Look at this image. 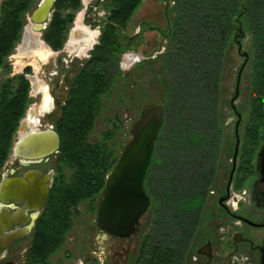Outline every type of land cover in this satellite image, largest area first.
<instances>
[{
    "label": "flooded vegetation",
    "instance_id": "obj_1",
    "mask_svg": "<svg viewBox=\"0 0 264 264\" xmlns=\"http://www.w3.org/2000/svg\"><path fill=\"white\" fill-rule=\"evenodd\" d=\"M38 2L33 6L34 9ZM170 7L172 1L165 0L163 29L151 19L141 21L138 26L139 34L144 29L163 38L166 45L163 47L164 56L167 55L170 36L168 30L172 20L168 13ZM51 18L52 11L47 19L39 23L42 28L36 30L38 24L33 22L32 13L30 15L33 30L40 32L42 43L50 50V54H59L65 46L69 48L67 39L59 50H53L42 38ZM235 20L237 22L234 24L231 41L224 50L217 84L215 86L210 83V95L213 94L211 98L215 100L213 110L199 112L196 95L192 97L194 103L191 105L192 110L189 111V106H184L182 101V97L188 96L180 95L177 97L179 104L177 103L175 112L169 115L167 108L169 95L166 87L164 103L160 105L163 108V123L159 134L163 133L160 142H156L159 134L155 140L144 182L149 206L140 217L137 230L128 236L120 237L97 228L95 219L92 220L93 230L85 233L86 250L83 248L84 245L82 250L79 249V263L74 264H264V181L258 157L264 147V140L253 151H247L246 122L243 121L244 116L242 117L236 105L241 97V85L249 60V54L242 46L247 31L245 23H239V16ZM23 26L24 24L17 43L20 41ZM24 36L27 37L25 32ZM128 38L131 47L134 38ZM37 42L31 40L29 47L34 45L38 47ZM231 44L236 48L239 63H233L234 85L227 105L230 114L227 115L224 110H219L220 87L225 58ZM94 45L89 49L87 58L80 62L73 76H70V80L67 76V85H57L59 91L50 92L49 87L36 82L35 91L40 99L33 107L30 106L32 97L29 96L28 79L24 74L10 76L7 58L15 46L11 53L2 59L0 117L5 110L16 109L15 112L23 108L24 110L11 136L8 153L0 160V183L3 179L23 178L28 172L35 171L40 174V188L45 186L47 192L42 204L39 200L29 204L27 199L20 201L0 199V238H3V241H0V264H54L52 257L65 242L68 232L73 227L78 207L83 202L67 209L63 217L59 218L71 223L65 233H63L65 225H60L58 234L63 235V241L59 247L50 253L47 251L41 253L38 250L40 237L44 235L41 228L45 225L52 227L56 218L53 216L54 207H50L56 192V184L60 185L59 190L63 187L61 183H70L73 173L62 159L57 127L68 106L73 85L81 81L78 76L90 58V51ZM74 47L78 49L77 44ZM70 52L77 53L71 50ZM36 61L38 66L43 62L37 57ZM138 65L142 66L143 63L140 62ZM134 66L131 68L132 73ZM165 66L166 64L163 70ZM61 71L64 73L67 70ZM28 72L29 68L25 70V73ZM54 76H58L56 70ZM19 77L27 82L28 87L24 103L23 99L19 98L13 105L12 100L20 88L17 79ZM171 115H175L173 130L166 133L168 117ZM82 119L80 121L84 124L85 119ZM97 119L98 113L90 125L86 138L90 144H95L89 141V137ZM135 121L130 124V130ZM20 123L23 125L21 133L17 132ZM71 130L72 126L65 127V134L69 135ZM44 132H53L57 135L58 145L52 152L36 158H23L13 154L14 146L20 145L30 134ZM172 134H175L173 143L169 141ZM0 139L1 144L6 143L8 139L6 130ZM248 163L252 166L253 173L248 168ZM66 171H70L71 174L67 176ZM99 200L100 198L93 207L95 218ZM92 232L95 233V237L94 242L90 243L89 237L92 236ZM70 260V255L66 254L65 262L70 264Z\"/></svg>",
    "mask_w": 264,
    "mask_h": 264
},
{
    "label": "trees",
    "instance_id": "obj_2",
    "mask_svg": "<svg viewBox=\"0 0 264 264\" xmlns=\"http://www.w3.org/2000/svg\"><path fill=\"white\" fill-rule=\"evenodd\" d=\"M39 0H1L0 1V65L2 59L11 53L19 40L24 15ZM82 0H55L52 18L43 31L42 38L53 50H59L67 39L68 31L76 13L82 7ZM172 16L168 30V50L164 72L167 75V108L172 113L176 110L178 96L183 105L192 110L193 96L197 95L199 112L214 109L215 100L211 97L210 83L217 84L221 71L224 50L231 41L235 18L245 23L250 36L251 53L249 54L250 92L249 117L246 124L247 151H253L264 140V0H169ZM143 0H108L107 15L100 21L98 43L90 51V58L81 70L68 98V109L57 127L60 135L62 159L72 169L71 182L56 184L52 197L55 220L53 226L41 228L44 234L38 250L41 253L54 251L63 241L58 234L60 225L65 233L70 222L59 220L67 209L87 201L93 208L100 198L106 175L118 159V151L106 145L109 133L104 141L90 144L86 141L93 119L100 114L101 98L112 87L117 76L123 72L119 68L121 56L130 49L126 36L129 23ZM19 92L12 100L13 105L26 96L27 82L19 77ZM181 88V89H180ZM191 97V98H190ZM24 105V104H23ZM23 107V106H22ZM23 109L3 111L0 119V138L6 130L8 139L1 144L0 160H3L10 147L11 136ZM84 116V117H83ZM85 119L83 124L80 120ZM82 119V120H83ZM72 126L69 135L65 127ZM161 132L157 138L160 142ZM175 142V134L170 137ZM248 168L252 166L248 163ZM60 184V183H59ZM58 217V219H57ZM60 235V236H59Z\"/></svg>",
    "mask_w": 264,
    "mask_h": 264
},
{
    "label": "rangeland",
    "instance_id": "obj_3",
    "mask_svg": "<svg viewBox=\"0 0 264 264\" xmlns=\"http://www.w3.org/2000/svg\"><path fill=\"white\" fill-rule=\"evenodd\" d=\"M81 2L82 7L76 13L67 34L69 48L65 46L59 54H50V50L42 43L40 32L38 33L33 30L30 15L34 11V8L32 7L24 15V26L20 41L15 45L12 54L7 58V62L10 67V76L24 74L28 79L30 86L29 96L32 97L30 106L32 107L40 99L35 91L36 82L49 87L50 92L59 91L57 85H67V76H73L80 62H83L87 58L91 45L98 42L100 21L107 15L108 0H82ZM164 5L165 0H143L131 19L126 36L134 39L130 49L120 59L119 66L123 75L117 76L110 90L102 96V108L89 137L91 143H96L104 141V134L109 133L110 136L106 140L108 141L106 145L117 149L118 155H120L123 146L131 137L129 134L130 124L138 118L139 111L143 107L163 105L164 103L167 75L163 70L166 55L162 54L166 45H164L163 38L158 37L155 33L144 29L141 34L138 32L139 23L147 19H151L161 28L164 27ZM79 26L84 30L86 29L87 32L95 34L91 45L84 50L82 48L75 49L74 47L77 41L82 38L81 34H83L78 29ZM24 32L26 33V38L25 36L23 37ZM31 40L32 42L38 41L39 46L34 45L33 47H29ZM242 46L245 52L251 53L250 36L247 35ZM69 49L77 53H71ZM227 52L221 77L219 110H224L229 115L230 112L227 109V105L234 85L233 63H239V60L234 45L231 44ZM36 57L43 61L39 66ZM58 61L62 65L57 63ZM140 62L143 63L142 66L138 65ZM71 64L74 66H70ZM133 66L135 69L133 68L134 72L132 73L131 68ZM27 68H29V72L25 73ZM63 69L67 71L61 73ZM55 70L58 76H54ZM250 74L251 67L248 64L245 67L244 81L241 85V97L236 102L237 110L241 113L242 117L244 116L243 121L246 124L249 117ZM41 89L46 88L41 87ZM171 111L172 108L169 111V115L172 113ZM168 118L169 123L167 122L166 133L173 130L172 126L175 115H171ZM22 126L20 123L17 132H22ZM230 132H232V126L230 127ZM66 174L68 176L71 172L66 171ZM94 219V208L87 201L81 203L78 207V215L73 221V227L68 232L65 242L52 257L54 264H67L65 262L66 254L70 255V264L79 263L78 258L80 256L78 255V251L79 249L82 250L84 243L86 244L87 238L85 237V233L88 230H93L92 220ZM94 237L95 233L92 236L90 235V243L94 242ZM85 246H83L84 250H86Z\"/></svg>",
    "mask_w": 264,
    "mask_h": 264
},
{
    "label": "water",
    "instance_id": "obj_4",
    "mask_svg": "<svg viewBox=\"0 0 264 264\" xmlns=\"http://www.w3.org/2000/svg\"><path fill=\"white\" fill-rule=\"evenodd\" d=\"M54 1L39 0L32 12V20L38 24L36 30H40L42 26L39 23L50 16ZM162 123L163 108L160 105L148 106L140 111L137 120L131 126V138L105 177L100 200L96 206L97 228L120 237L128 236L137 230L139 219L149 206L144 182ZM57 145L58 138L53 132L32 133L20 145L14 146L13 154L23 158H36L52 152ZM258 157L264 181V147ZM43 187L40 188V174L31 171L23 178L3 179L0 183V199L12 201L27 199L29 204L39 200L42 204L47 192L45 186ZM0 241H3V238H0Z\"/></svg>",
    "mask_w": 264,
    "mask_h": 264
},
{
    "label": "bare ground",
    "instance_id": "obj_5",
    "mask_svg": "<svg viewBox=\"0 0 264 264\" xmlns=\"http://www.w3.org/2000/svg\"><path fill=\"white\" fill-rule=\"evenodd\" d=\"M78 29L83 33L82 38L77 41L78 48H82V50L86 49L88 46L91 45L93 42V39L95 38V34H92L91 32H87V30L83 29L81 26L78 27ZM76 49V48H75ZM48 103V102H47ZM47 106V105H46Z\"/></svg>",
    "mask_w": 264,
    "mask_h": 264
}]
</instances>
